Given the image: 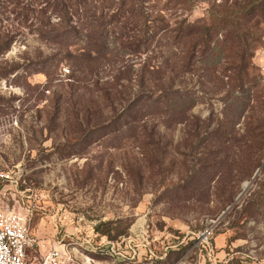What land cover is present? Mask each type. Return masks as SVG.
<instances>
[{
  "label": "rangeland",
  "instance_id": "1",
  "mask_svg": "<svg viewBox=\"0 0 264 264\" xmlns=\"http://www.w3.org/2000/svg\"><path fill=\"white\" fill-rule=\"evenodd\" d=\"M94 3L93 30L53 41L16 32L0 0V169L30 189L41 241L25 264L64 234L62 212L110 239L150 234L155 255L99 264H264L259 8L126 0L127 19L120 0Z\"/></svg>",
  "mask_w": 264,
  "mask_h": 264
},
{
  "label": "built area",
  "instance_id": "2",
  "mask_svg": "<svg viewBox=\"0 0 264 264\" xmlns=\"http://www.w3.org/2000/svg\"><path fill=\"white\" fill-rule=\"evenodd\" d=\"M29 190L20 187L19 177L13 171L0 169V264H25L27 250L41 246L40 239L29 231L35 211ZM57 216L58 213L54 219L56 233L64 231V234L54 240L40 264H99L101 257L133 259L141 257L143 248L155 255L150 234L144 228L136 236L110 239L101 235L94 223H89L88 227L82 225V216L65 212ZM73 223H77L74 231L69 232L67 228ZM86 228L89 232L84 235ZM67 237L76 240L66 242ZM200 239L209 244V233H204ZM153 240L159 238L154 237Z\"/></svg>",
  "mask_w": 264,
  "mask_h": 264
},
{
  "label": "trees",
  "instance_id": "3",
  "mask_svg": "<svg viewBox=\"0 0 264 264\" xmlns=\"http://www.w3.org/2000/svg\"><path fill=\"white\" fill-rule=\"evenodd\" d=\"M114 2L115 0H110ZM126 0H120L119 10H122L123 13L119 15L126 16L127 19L128 13L124 8ZM229 1V0H226ZM246 5H249L250 8L257 9L264 16V0H244ZM96 0H3V6L11 7V14H14V19L18 21L19 27L16 28V32L22 34H34L41 36L45 39L60 40L68 38L70 36L79 37L81 33V26L83 29L93 30V26L99 23L100 16L96 14ZM132 14V13H131ZM133 15V14H132ZM114 19V17H110ZM106 22L107 25L111 24L112 20ZM99 25H105V22H101ZM106 29L104 28V31ZM13 32V30L11 31ZM9 33L7 36H11ZM108 30L105 32L107 34ZM150 32V31H148ZM94 34L95 32H92ZM92 37V35H91ZM8 39L0 43V51L9 49ZM261 78L258 83H262ZM264 85V83H263ZM245 85L243 84V87ZM232 132H230L231 134ZM219 137L228 138V140H234V137L229 136V132L219 134ZM100 231V228H98ZM103 234L108 233L103 232ZM113 238V237H111ZM185 251V250H184Z\"/></svg>",
  "mask_w": 264,
  "mask_h": 264
},
{
  "label": "water",
  "instance_id": "4",
  "mask_svg": "<svg viewBox=\"0 0 264 264\" xmlns=\"http://www.w3.org/2000/svg\"><path fill=\"white\" fill-rule=\"evenodd\" d=\"M259 172H260V169L259 170H257V172L255 173V175H254V179L258 176V174H259ZM248 184H251V182H247ZM246 188H244V191L240 194V196H242L245 192H246Z\"/></svg>",
  "mask_w": 264,
  "mask_h": 264
},
{
  "label": "bare ground",
  "instance_id": "5",
  "mask_svg": "<svg viewBox=\"0 0 264 264\" xmlns=\"http://www.w3.org/2000/svg\"><path fill=\"white\" fill-rule=\"evenodd\" d=\"M245 188L248 189V186L246 185Z\"/></svg>",
  "mask_w": 264,
  "mask_h": 264
}]
</instances>
